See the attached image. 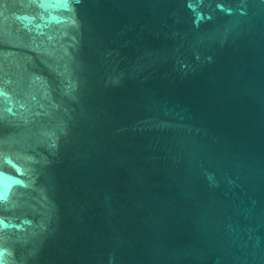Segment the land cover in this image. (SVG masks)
I'll return each instance as SVG.
<instances>
[{
	"label": "water",
	"instance_id": "95a60500",
	"mask_svg": "<svg viewBox=\"0 0 264 264\" xmlns=\"http://www.w3.org/2000/svg\"><path fill=\"white\" fill-rule=\"evenodd\" d=\"M0 264H264V0H0Z\"/></svg>",
	"mask_w": 264,
	"mask_h": 264
}]
</instances>
